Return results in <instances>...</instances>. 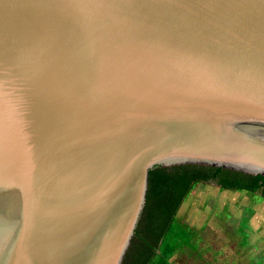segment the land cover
<instances>
[{
	"label": "water",
	"instance_id": "95a60500",
	"mask_svg": "<svg viewBox=\"0 0 264 264\" xmlns=\"http://www.w3.org/2000/svg\"><path fill=\"white\" fill-rule=\"evenodd\" d=\"M184 164L264 176V0H0V264H122Z\"/></svg>",
	"mask_w": 264,
	"mask_h": 264
},
{
	"label": "rangeland",
	"instance_id": "374dc122",
	"mask_svg": "<svg viewBox=\"0 0 264 264\" xmlns=\"http://www.w3.org/2000/svg\"><path fill=\"white\" fill-rule=\"evenodd\" d=\"M164 240L177 247L169 264H264V198L199 182Z\"/></svg>",
	"mask_w": 264,
	"mask_h": 264
},
{
	"label": "trees",
	"instance_id": "16d2710c",
	"mask_svg": "<svg viewBox=\"0 0 264 264\" xmlns=\"http://www.w3.org/2000/svg\"><path fill=\"white\" fill-rule=\"evenodd\" d=\"M199 182L264 198L262 175L197 164L154 168L149 171L146 202L122 264H169L177 247L164 243V238L184 198Z\"/></svg>",
	"mask_w": 264,
	"mask_h": 264
}]
</instances>
